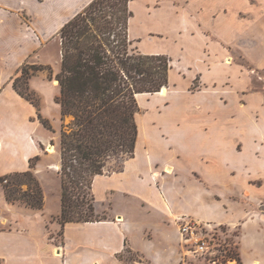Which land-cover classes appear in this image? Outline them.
Listing matches in <instances>:
<instances>
[{
	"label": "crops",
	"instance_id": "crops-1",
	"mask_svg": "<svg viewBox=\"0 0 264 264\" xmlns=\"http://www.w3.org/2000/svg\"><path fill=\"white\" fill-rule=\"evenodd\" d=\"M12 1L0 0V56L7 59L0 70L10 71L0 78L1 176L28 170L30 158L41 152L32 140L42 124L37 107L18 93L11 76L29 58L39 63L41 50L92 0H31L29 22L16 8L22 0ZM129 9L131 45L170 57L169 81L165 95H138L134 154L94 179L96 211L107 217L61 225L54 219L61 204L50 211L47 195L43 209L2 200L20 217L12 230H0L3 264H131L128 252L147 264H198L184 258L178 213L238 227L243 263L241 237L250 235L251 224L264 229V94L251 90L249 68L264 70V0H130ZM158 42L172 48L150 49ZM37 77L41 88L32 83L35 76L30 84L42 97L43 111L49 80ZM52 83L60 95L56 77ZM41 169L36 167L43 182ZM61 195L59 187V203ZM238 205L248 211L228 217ZM201 209L216 213L206 218L197 214ZM59 227L62 240L55 242L50 232ZM260 263L254 258L251 264Z\"/></svg>",
	"mask_w": 264,
	"mask_h": 264
},
{
	"label": "trees",
	"instance_id": "trees-1",
	"mask_svg": "<svg viewBox=\"0 0 264 264\" xmlns=\"http://www.w3.org/2000/svg\"><path fill=\"white\" fill-rule=\"evenodd\" d=\"M123 1L122 15L114 9ZM130 0H92L60 30L62 65L57 74L62 119L71 116L61 129V213L54 219L88 222L93 217L96 175L106 173L104 167L115 153L135 152L138 136L136 115L140 109V93L159 92L168 85L170 57L150 55L130 48L128 20ZM121 27L122 33L118 32ZM50 69L44 64L21 67L22 75L14 79V87L24 98L35 102L28 80L39 71ZM24 79L25 86L20 81ZM51 127L47 120H42ZM36 155L28 170L0 177L5 197L32 209L44 208V192L33 169ZM26 182L27 190L20 185ZM91 191L92 199L87 197ZM264 210V209H263ZM241 264L239 254H236Z\"/></svg>",
	"mask_w": 264,
	"mask_h": 264
},
{
	"label": "rangeland",
	"instance_id": "rangeland-1",
	"mask_svg": "<svg viewBox=\"0 0 264 264\" xmlns=\"http://www.w3.org/2000/svg\"><path fill=\"white\" fill-rule=\"evenodd\" d=\"M10 3H14L12 0H10ZM16 4V8L20 9V16L22 18V22H29V20L31 19V15L27 12L28 7H30L32 5V1L31 0H22L20 2V4ZM10 8H13L9 5ZM125 7V3H123V1L119 2V5L114 9V11L119 15L123 12V9ZM24 8V9H23ZM139 12V9L137 10ZM164 15V14H162ZM138 19H140L138 17ZM166 23V16H165V20H162L160 23H158V25L161 27V25H165ZM136 21H134L133 25L135 27L136 25ZM118 32L122 33V29L121 27H118L117 29ZM47 42V41H46ZM44 45V44H43ZM145 47L147 48V44L145 45ZM130 48L135 51H139L137 48H135L134 46L130 45ZM166 49V48H172L171 44H166V43H162V42H158L156 46L152 47L150 49ZM61 38H60V34L58 35V38H55L53 40L50 41V43L44 47L43 50H41V54H40V59H39V63L36 64H44L47 65V67H49L50 69H45L42 71L37 72L36 74L32 75L29 80H28V84L30 87V90L34 93V99L35 102H32L31 100H28L30 102H32L36 107H37V112H36V116L39 119V121L42 123L41 124V128L38 129L37 131H34L32 134V140L35 141V143L38 144V146H40L41 152L39 155V159L37 161H35L36 165L33 169L36 177L39 179V181L41 182L42 188H43V192H44V197H45V201H44V206L46 203V195H47V201L49 204V210L50 211H56L58 210L60 204H61V200L59 203V197H58V193H59V187L61 188V177L59 174V169L61 167V129H62V125L63 123L67 124L71 121V116H66L65 119H62V111L60 109L59 104L57 103V97L59 95H55L56 92V87H54L52 81L54 80L55 77H57V74L60 72L61 70V65H62V52H61ZM7 61L6 56H0V64H6L5 62ZM29 62V64H34V58L32 59H28L27 60ZM25 63V62H24ZM23 66V64H22ZM21 66V67H22ZM21 67L18 71H20L19 75L18 74H13L11 76V81L14 83V79L17 76L22 75L21 72ZM250 69H252V77H253V83H252V87L251 90L253 91H261L264 94V70H256L253 71V67L249 66ZM10 71H1L0 70V78L3 77H8ZM38 74H45V76L47 77L46 83L48 84V88L43 89L45 90L47 93V99H46V105L44 106V110L42 111V97L40 96V94L31 86V79L33 76H35L36 78L33 79L32 83H34L36 86L40 85L41 88V83L40 80L38 79ZM10 78H8L7 81H9ZM20 84L23 86H25V82L24 79H22L20 81ZM57 86V84H56ZM138 98V96H137ZM139 100V99H138ZM140 101H138L139 107H140ZM140 110V109H139ZM47 120L49 122V124L51 125V127H47L45 126V124L42 122V120ZM127 153H115L112 154V156L108 159L106 166L104 167V171L108 172V171H112L113 169H117L118 167H120L123 159L127 156ZM35 157V156H34ZM34 157H31L30 160ZM54 165H59V169L58 172L55 171V167ZM36 167L42 168L41 170H43L44 172L41 174L42 180L39 177V172L36 171ZM15 172H21V171H15ZM1 177V175H0ZM20 187L23 190H27L28 189V185L26 182L22 183L20 185ZM47 191V192H46ZM4 194V195H1ZM61 194H62V188H61ZM87 197L92 199V193L91 191L87 190ZM2 198V199H1ZM4 198V199H3ZM2 200L4 202H9L6 197H5V191H4V187H3V183L0 180V230H5V229H13V225L16 223V220L19 219L20 217H16L18 215H13L9 210L5 209L1 203ZM112 200V198L110 199ZM110 200H106V206H109ZM11 203V202H10ZM16 204L18 206H22V207H27L21 203H13ZM238 209L235 210L234 208H230L227 212V216L231 217V218H237L240 215V211L243 210L244 213H246L248 211V208L242 207L240 205H238ZM30 208V207H28ZM262 211H264V203H262V206L260 208ZM225 208L220 212V215L225 217ZM216 210H205V209H201V211H198L197 214L202 215L203 217L209 218L213 215H215ZM178 215L181 216H185L188 218H194L196 220H199V218H195L194 214H181L178 213ZM107 215L102 213V212H98L96 211V205H95V211L93 214V217H104ZM51 221H53L51 219ZM201 222L204 223V226L206 228V230H208L210 232V238H214V241H216L217 244V248H219L220 250L217 251V253L215 255H209L207 254L206 256H193V255H189L186 256L184 258H191V259H195V261L198 262V264H238V261H231V262H227L228 256H233L235 257L236 254H239L238 252V234H239V229L237 228H232L229 227L227 225H219L220 222H217L215 220L213 221H209V220H199ZM59 224H62L61 222L58 221ZM10 225V226H9ZM256 226L254 224H251V226L249 227V234L248 237L243 236L241 237L242 242L241 245L243 246L242 250H243V254L245 257V260L242 259L243 263L241 264H251L252 260L254 258H258L261 259V263L260 264H264V229L262 230V232H258L257 228H255ZM51 236H53L54 238H56L55 242H60L62 240V229L59 227L55 230V232H50ZM254 233V236L252 235ZM180 234V233H179ZM50 236V237H51ZM216 239V240H215ZM126 259L128 260L129 263L131 264H147V262L142 258V256L136 252H128L126 253ZM245 261V262H244ZM0 264H3L2 260L0 259Z\"/></svg>",
	"mask_w": 264,
	"mask_h": 264
},
{
	"label": "built area",
	"instance_id": "built-area-1",
	"mask_svg": "<svg viewBox=\"0 0 264 264\" xmlns=\"http://www.w3.org/2000/svg\"><path fill=\"white\" fill-rule=\"evenodd\" d=\"M175 220L185 256L215 255L220 250L214 238H210V232L206 230L203 222L181 215H178ZM233 260L236 261V257L228 256L227 262Z\"/></svg>",
	"mask_w": 264,
	"mask_h": 264
},
{
	"label": "bare ground",
	"instance_id": "bare-ground-1",
	"mask_svg": "<svg viewBox=\"0 0 264 264\" xmlns=\"http://www.w3.org/2000/svg\"><path fill=\"white\" fill-rule=\"evenodd\" d=\"M159 92L161 95H165L167 93L166 87H163Z\"/></svg>",
	"mask_w": 264,
	"mask_h": 264
}]
</instances>
